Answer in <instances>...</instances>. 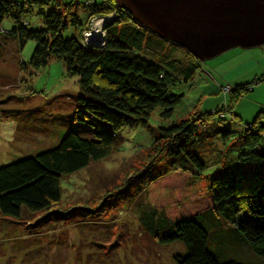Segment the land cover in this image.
<instances>
[{
	"label": "trees",
	"instance_id": "obj_1",
	"mask_svg": "<svg viewBox=\"0 0 264 264\" xmlns=\"http://www.w3.org/2000/svg\"><path fill=\"white\" fill-rule=\"evenodd\" d=\"M48 2L0 0V24L4 18L12 19L14 26L6 37L17 41L18 50L26 40L34 41L29 60L21 64L37 69L56 59L63 63L66 75L77 77L71 122L90 128L91 135L67 131L54 147L0 166V217L45 213L37 223L61 215L51 208L59 201L62 177L109 156L115 134L125 126L146 124L154 109L161 108L160 118L168 119L182 99L170 86L190 81L199 68L190 53L188 59L174 57L169 52L176 44L143 28L114 0L84 2L88 18L118 15L105 23L101 47L80 43L85 23L78 19L74 1L62 10L39 13L44 29L28 28L21 14ZM68 25L77 33L63 38L61 32ZM160 39L172 44L170 51H163ZM258 82H264V73L252 84ZM252 84L231 87L229 100L220 109L195 110L187 118L158 126L147 149V164L134 174L147 185L151 211L141 218L145 229L159 242L178 241L184 247L182 254L173 257L176 264H264V172L229 173L231 168L221 166L205 173L195 150L206 135L202 126L210 122L222 132V146L236 155L239 164L264 166V125L257 126L254 120L228 145L229 132L220 125L226 114L235 116L230 105L240 96L239 89L250 90ZM222 94L226 97V90ZM258 115L263 118L264 109ZM159 158L166 165L156 170ZM201 177H207L206 184H198ZM167 208L172 214L166 213ZM242 247L249 253H241Z\"/></svg>",
	"mask_w": 264,
	"mask_h": 264
},
{
	"label": "rangeland",
	"instance_id": "obj_2",
	"mask_svg": "<svg viewBox=\"0 0 264 264\" xmlns=\"http://www.w3.org/2000/svg\"><path fill=\"white\" fill-rule=\"evenodd\" d=\"M71 1L78 4V19L88 27L86 0H49L41 7L33 5L21 14L22 22L30 29H44L39 13L51 8L62 10ZM0 25L5 31L0 33V166L54 147L70 130L89 137L90 128L71 122L77 77L66 75L63 63L56 59L45 67H27L34 41L26 40L18 50L17 41L6 37V31L14 26L12 19L4 18ZM74 31L68 25L61 36L71 37L77 33ZM160 40L163 51H170L172 44ZM179 48L169 53L191 58ZM197 64L199 68L190 81L170 86L171 92L182 94V99L168 119L160 118L161 108L154 109L146 124L125 126L115 134L109 156L62 177L59 201L51 208L61 213L58 218L37 223L43 212H26L19 219L0 217V264H176L173 257L182 254L184 247L178 241L159 242L145 229L141 218L151 211L145 195L147 185L134 174L147 164V149L158 126L187 118L195 110L220 109L228 102L231 87H249L259 78L264 73V44L234 47ZM239 94L230 105L235 116L226 114L219 123L229 132L226 145L254 120L255 125H264V117L258 115L264 109V82L252 84L250 90L239 89ZM215 130V124L205 123L201 132L206 135L195 146L205 173L221 166L231 168L226 171L229 173L264 172V166L239 164L236 155L222 146V132ZM261 134L264 140V127ZM154 165L161 170L166 163L159 158ZM206 182L207 177H201L198 184ZM166 213L172 214V209L167 208ZM241 253L249 251L242 247Z\"/></svg>",
	"mask_w": 264,
	"mask_h": 264
},
{
	"label": "water",
	"instance_id": "obj_3",
	"mask_svg": "<svg viewBox=\"0 0 264 264\" xmlns=\"http://www.w3.org/2000/svg\"><path fill=\"white\" fill-rule=\"evenodd\" d=\"M151 33L197 60L264 44V0H114Z\"/></svg>",
	"mask_w": 264,
	"mask_h": 264
},
{
	"label": "built area",
	"instance_id": "obj_4",
	"mask_svg": "<svg viewBox=\"0 0 264 264\" xmlns=\"http://www.w3.org/2000/svg\"><path fill=\"white\" fill-rule=\"evenodd\" d=\"M90 2H93V0H87L86 4ZM117 17H118L117 14H111L105 17L96 16V17L90 18L89 23H88L89 26L82 29L80 33V37H79L80 43L84 46L88 45L86 47H89L93 44H95L94 47H101L104 44V40H105V34H106V31L104 28L105 23Z\"/></svg>",
	"mask_w": 264,
	"mask_h": 264
},
{
	"label": "clouds",
	"instance_id": "obj_5",
	"mask_svg": "<svg viewBox=\"0 0 264 264\" xmlns=\"http://www.w3.org/2000/svg\"><path fill=\"white\" fill-rule=\"evenodd\" d=\"M84 28H85V27H84ZM84 28H83V29H84Z\"/></svg>",
	"mask_w": 264,
	"mask_h": 264
}]
</instances>
